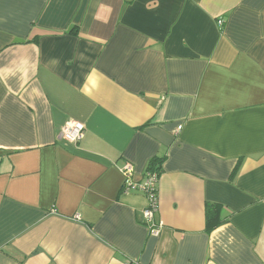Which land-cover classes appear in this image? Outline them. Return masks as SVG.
Instances as JSON below:
<instances>
[{"label": "crops", "instance_id": "obj_1", "mask_svg": "<svg viewBox=\"0 0 264 264\" xmlns=\"http://www.w3.org/2000/svg\"><path fill=\"white\" fill-rule=\"evenodd\" d=\"M0 264H264V0H0Z\"/></svg>", "mask_w": 264, "mask_h": 264}, {"label": "built area", "instance_id": "obj_2", "mask_svg": "<svg viewBox=\"0 0 264 264\" xmlns=\"http://www.w3.org/2000/svg\"><path fill=\"white\" fill-rule=\"evenodd\" d=\"M84 129L83 123L75 120L68 121L61 131V137L68 143H77L83 137ZM177 129L180 130L181 125ZM121 171L123 174L122 192L128 194L131 191H138L145 196L147 205L142 210L143 221L149 230V234L157 237L161 228V223L155 220V214L158 210L157 183L159 171L148 168L140 180L133 178L134 167L130 162H126Z\"/></svg>", "mask_w": 264, "mask_h": 264}, {"label": "trees", "instance_id": "obj_3", "mask_svg": "<svg viewBox=\"0 0 264 264\" xmlns=\"http://www.w3.org/2000/svg\"><path fill=\"white\" fill-rule=\"evenodd\" d=\"M150 168L159 171L158 168L154 166ZM223 222L224 219L221 218V207L215 203H207L205 205V230L210 232Z\"/></svg>", "mask_w": 264, "mask_h": 264}]
</instances>
